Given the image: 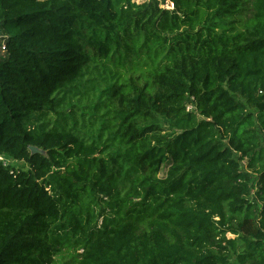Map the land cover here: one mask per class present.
Returning a JSON list of instances; mask_svg holds the SVG:
<instances>
[{"label": "trees", "instance_id": "trees-1", "mask_svg": "<svg viewBox=\"0 0 264 264\" xmlns=\"http://www.w3.org/2000/svg\"><path fill=\"white\" fill-rule=\"evenodd\" d=\"M170 1L0 0V264H264V0Z\"/></svg>", "mask_w": 264, "mask_h": 264}, {"label": "rangeland", "instance_id": "rangeland-1", "mask_svg": "<svg viewBox=\"0 0 264 264\" xmlns=\"http://www.w3.org/2000/svg\"><path fill=\"white\" fill-rule=\"evenodd\" d=\"M134 1H136V2H142V1H145V0H134ZM165 6L170 7V8H173V3L170 0H166ZM3 36H7V34H5L4 30L0 27V42L4 39V38H2ZM4 56H5L4 53L0 52V57H4ZM189 108H192V106L190 105ZM162 122L164 124L166 123L165 118H162ZM7 162L9 164L15 166V167H25V166H27L24 162L14 160L13 158H10ZM165 169L166 168L163 169L162 174H164V172L166 171ZM253 179L255 180L256 179V176H254ZM254 184H255V187H254L253 193L256 192L257 187H258L257 181H255ZM227 236L233 238L235 235L232 234V233H230V232H228L227 233ZM60 260L63 261L61 256H60Z\"/></svg>", "mask_w": 264, "mask_h": 264}, {"label": "built area", "instance_id": "built-area-1", "mask_svg": "<svg viewBox=\"0 0 264 264\" xmlns=\"http://www.w3.org/2000/svg\"><path fill=\"white\" fill-rule=\"evenodd\" d=\"M2 38H4L1 42H0V51L4 52L6 50V39L7 36H3ZM9 159L5 156V155H0V161H3L5 165L8 164Z\"/></svg>", "mask_w": 264, "mask_h": 264}, {"label": "water", "instance_id": "water-1", "mask_svg": "<svg viewBox=\"0 0 264 264\" xmlns=\"http://www.w3.org/2000/svg\"><path fill=\"white\" fill-rule=\"evenodd\" d=\"M31 150L36 153V152H41L42 150H40L39 148L35 147V146H31Z\"/></svg>", "mask_w": 264, "mask_h": 264}]
</instances>
